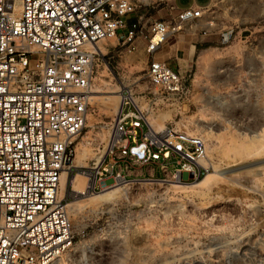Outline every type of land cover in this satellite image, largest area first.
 Returning a JSON list of instances; mask_svg holds the SVG:
<instances>
[{
	"label": "built area",
	"instance_id": "2783aa9c",
	"mask_svg": "<svg viewBox=\"0 0 264 264\" xmlns=\"http://www.w3.org/2000/svg\"><path fill=\"white\" fill-rule=\"evenodd\" d=\"M136 8L134 0H0V264H52L73 247L60 183L75 155L73 141L87 127L96 60L104 55L99 42L120 39L130 51L141 38L153 91L119 87L104 155L77 170L89 188L94 191L106 177L132 181L122 173L128 163L158 164L162 176L148 181L160 183L196 181L210 169L207 140L177 124L179 112L178 122L159 129L147 115L185 103L184 76L156 55L208 8L171 7L167 20H153L146 28L134 17ZM259 194L264 200V178Z\"/></svg>",
	"mask_w": 264,
	"mask_h": 264
},
{
	"label": "rangeland",
	"instance_id": "374dc122",
	"mask_svg": "<svg viewBox=\"0 0 264 264\" xmlns=\"http://www.w3.org/2000/svg\"><path fill=\"white\" fill-rule=\"evenodd\" d=\"M134 1V17L144 28L174 13L171 0ZM206 20L213 21L212 26L205 25ZM204 26L215 39L212 45L197 47L189 60L179 61L188 86L185 103H170L147 115L159 129L178 122L179 112L177 124L202 134L208 142L209 170L217 169L213 181L188 194L173 193V182L116 185L106 177L94 191H101L106 180L120 187L118 198L88 203L84 197H74L71 180L77 170L93 166L106 151L119 87L130 86L136 93L153 91L145 75L147 55L141 38L130 51L120 39L99 42L104 55L97 56L96 85L106 88L93 93L98 98L92 99L87 127L73 141L75 155L62 193L69 203L75 240L72 249L52 264L264 262V200L259 194L264 166L258 174L254 170L264 160V132L260 140L251 138L264 127V0H214L197 24H185L178 33ZM221 34L229 39L222 41ZM173 41L170 38L164 45ZM153 167L155 176H162L158 164ZM78 179L89 183L83 175Z\"/></svg>",
	"mask_w": 264,
	"mask_h": 264
},
{
	"label": "crops",
	"instance_id": "0c3cea01",
	"mask_svg": "<svg viewBox=\"0 0 264 264\" xmlns=\"http://www.w3.org/2000/svg\"><path fill=\"white\" fill-rule=\"evenodd\" d=\"M179 0H171V7L173 8H183L187 6H200L203 8H208L209 5L214 0H192L188 5L179 4ZM173 42L163 45L161 50L157 53L156 57L161 60H168L170 66H172L176 71L180 72V67L182 64L180 60H189L191 55L196 52L197 47L210 46L215 40L210 36V32L207 29H198L195 32H183L182 34L177 33L172 37ZM184 55H186L184 59ZM106 162L111 163L112 158H106ZM124 164V162H121ZM154 163L150 162L147 165H137L128 163L126 169L122 171L123 175L132 181H143L152 178H159L160 176H155L154 174ZM153 168V170H152Z\"/></svg>",
	"mask_w": 264,
	"mask_h": 264
},
{
	"label": "bare ground",
	"instance_id": "6f19581e",
	"mask_svg": "<svg viewBox=\"0 0 264 264\" xmlns=\"http://www.w3.org/2000/svg\"><path fill=\"white\" fill-rule=\"evenodd\" d=\"M104 88H106V87L103 86L102 84L96 85L94 87L93 91L91 92L92 93V97L91 98L92 99L93 98H98V96H96L94 94L95 93L102 92L101 89H104ZM99 98H101V97H99ZM103 99H107V97H105ZM114 105H115V107L117 109H119L118 102H116ZM115 111H116V109H115ZM148 121L153 126L152 120L151 119H148ZM262 132H264V127L260 130V132L257 131V132H254V134L251 135L252 141L255 140V139H259L260 140V138L263 137ZM249 139H250V137H249ZM246 146L247 145H245L244 148H246L247 151H248V148ZM250 147H251V145H250ZM207 151H208V142H207ZM256 152H258L257 149H256ZM250 153H251V151H250ZM252 154H256L255 151H254V153H251V155ZM258 154H259V152H258ZM262 162H264V160L263 161H260L259 162V165L257 167H256V165L258 163L256 165L254 164L255 165L254 170L256 171V174H258V172L260 170H263L262 169L263 168L262 166H264V165L261 164ZM206 164H208V166H211L210 163H209V159L206 161ZM251 166H253V165H251ZM216 173H217V169L216 168H213L212 171L208 170L201 178L197 179L196 181H193V182H190V183H174L173 182V184L170 185L171 186L170 189H171V191L173 193H188V194H190V192L199 191V190L207 187L208 185H210V183L213 181V177H214V175ZM252 173H253V171H252ZM79 175L82 176L81 174L78 173L71 180V191L74 192V197H76V198H78V197H81V198L84 197L86 200H88V203L89 202H93V201H97L96 203H100V202L108 201L110 199L118 198L122 194V191L119 189L120 187H117L116 186V185H119V184L121 185L122 184L121 182L116 183V185L115 184H112V185L105 186V184L108 183V181H105V183H102V189H101V191L95 192V191H92V188L91 187L89 188V185H87V184L85 185L84 184V181H81L80 179H78L80 177ZM65 181H66V173H63L62 174V177H61V183H60L61 184V194L65 190ZM92 181H93V179H92ZM87 188H89V189H87ZM73 205L74 204H70V209H74V206ZM68 206H69V203H68L67 207ZM68 210H69V207H68ZM260 264H264V262L263 263H260Z\"/></svg>",
	"mask_w": 264,
	"mask_h": 264
}]
</instances>
